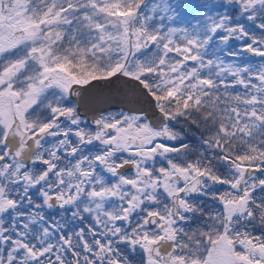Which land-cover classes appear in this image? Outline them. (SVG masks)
I'll return each instance as SVG.
<instances>
[{"label": "snow or ice", "instance_id": "obj_1", "mask_svg": "<svg viewBox=\"0 0 264 264\" xmlns=\"http://www.w3.org/2000/svg\"><path fill=\"white\" fill-rule=\"evenodd\" d=\"M0 264H264V0H0Z\"/></svg>", "mask_w": 264, "mask_h": 264}]
</instances>
